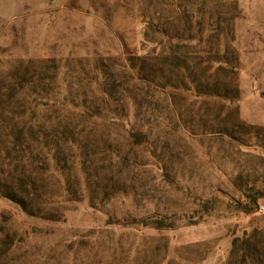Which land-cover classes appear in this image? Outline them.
Segmentation results:
<instances>
[{
  "label": "rangeland",
  "instance_id": "obj_1",
  "mask_svg": "<svg viewBox=\"0 0 264 264\" xmlns=\"http://www.w3.org/2000/svg\"><path fill=\"white\" fill-rule=\"evenodd\" d=\"M159 1L0 0V96L7 100L9 86L25 74L30 90L38 76L51 72L45 67L56 66L53 92H40L42 102L82 100L77 87L87 89L86 97H102L101 84L125 83L128 59L144 56L153 47L145 44L144 32L148 16H164ZM228 8L234 12L232 31L220 35L218 49L235 57L238 97L196 98L191 93L184 102L156 93L148 99L156 111L145 116L159 117L161 127L151 131L159 142L137 149L145 164L134 177L114 178L127 191L90 202L83 175L75 168L71 180L79 178L83 198L65 203L59 221L28 216L0 194V264L226 262L232 240L252 230L253 219L241 212V204L248 202L246 191L264 190V0H236V9ZM48 82L42 79L39 84ZM22 97L31 99L27 88L17 95ZM13 103L15 99L12 107ZM12 107L0 111V121L13 116L8 114ZM45 110L38 106L35 120L43 121ZM23 114L14 122L28 128L31 113ZM135 116L129 110L131 123ZM232 122L233 138L223 131ZM4 146L0 135V172L7 174L12 167ZM112 147L123 151L128 146ZM73 152L79 153L77 146ZM47 162L54 164L49 157ZM49 175L53 180L59 176ZM156 212L186 217L175 227L160 230L110 224L125 215ZM257 212L254 220L264 218L260 204Z\"/></svg>",
  "mask_w": 264,
  "mask_h": 264
},
{
  "label": "trees",
  "instance_id": "obj_2",
  "mask_svg": "<svg viewBox=\"0 0 264 264\" xmlns=\"http://www.w3.org/2000/svg\"><path fill=\"white\" fill-rule=\"evenodd\" d=\"M157 4L164 16H148L144 32L145 44L153 47L144 56L128 59L125 83L101 84L99 95L102 97H86L87 89L77 87L82 100L58 102L48 98L42 102L40 92H53L51 82L55 80L56 66L45 67L52 69L51 72L48 71L45 78L38 76L36 86H31L30 90L25 74L16 85L9 86L7 100L0 96L3 112L12 107V99L16 101L8 112L13 116L0 121V135L6 142L5 159L12 167L7 174L0 172V194L28 216L59 221L65 203L83 198L79 178L75 175L71 180V171L75 168L83 175L90 202L99 198L104 202L113 194L125 193L127 189L118 185L120 177L123 174L134 177L145 164L138 158L137 149L157 146L159 142L151 134L153 128L161 127L157 123L159 117L145 116L147 112L156 111L148 100L156 93L184 102L191 93L196 98L234 100L238 97L234 83L236 66L232 63L235 57H227V53L218 49L220 35L228 36L232 31L230 21L234 12L227 7L236 9V0H160ZM204 33L210 34V38ZM156 35L161 36L159 41ZM212 38L214 40H210ZM194 42L197 44L193 45ZM205 43L207 46L200 47ZM42 79H47L49 84H39ZM26 88L31 99L17 98ZM116 93L123 98H115ZM38 106L46 109L43 121L35 120ZM131 109L136 113L134 123L128 118ZM26 111L32 118L28 128L14 122ZM92 121V125H88ZM223 129L233 138L236 123ZM74 146L78 147V154L73 152ZM112 146L128 147L122 151ZM93 156L96 160L92 164ZM48 157L54 163L52 167L47 162ZM16 172L20 175L15 176ZM52 172H58L57 180L49 175ZM115 177L119 180H114ZM246 192L248 202L241 204V212L248 216L258 210L264 190L249 188ZM185 217L156 212L125 215L110 224L123 227L139 224L160 230L175 227ZM12 242L8 240L10 245ZM191 252L197 254L198 250ZM224 264H264V228H254L234 238Z\"/></svg>",
  "mask_w": 264,
  "mask_h": 264
},
{
  "label": "crops",
  "instance_id": "obj_3",
  "mask_svg": "<svg viewBox=\"0 0 264 264\" xmlns=\"http://www.w3.org/2000/svg\"><path fill=\"white\" fill-rule=\"evenodd\" d=\"M259 204H260V207H262L263 213H264V198L260 199ZM257 214H258V212L257 213H253L251 215H248L246 217L247 219H253V220H251L252 222L250 224L249 229H251V228L253 229V227L254 228H264V218H262V219L261 218H257L256 220H254V217H256ZM245 230H247V229H245Z\"/></svg>",
  "mask_w": 264,
  "mask_h": 264
}]
</instances>
